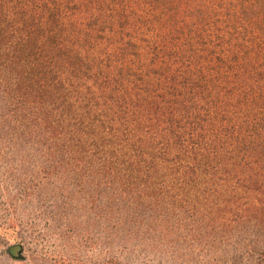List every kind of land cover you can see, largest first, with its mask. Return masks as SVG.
<instances>
[{
  "label": "trees",
  "instance_id": "trees-1",
  "mask_svg": "<svg viewBox=\"0 0 264 264\" xmlns=\"http://www.w3.org/2000/svg\"><path fill=\"white\" fill-rule=\"evenodd\" d=\"M5 136L37 177L264 236V0H0Z\"/></svg>",
  "mask_w": 264,
  "mask_h": 264
},
{
  "label": "rangeland",
  "instance_id": "rangeland-1",
  "mask_svg": "<svg viewBox=\"0 0 264 264\" xmlns=\"http://www.w3.org/2000/svg\"><path fill=\"white\" fill-rule=\"evenodd\" d=\"M39 155L0 142V264H264L263 235L169 225L135 212V192L37 177L47 168Z\"/></svg>",
  "mask_w": 264,
  "mask_h": 264
}]
</instances>
